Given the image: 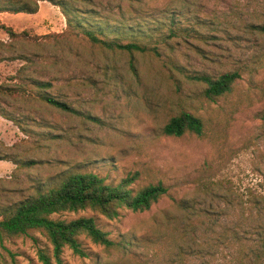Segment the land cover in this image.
Masks as SVG:
<instances>
[{
  "label": "rangeland",
  "instance_id": "1",
  "mask_svg": "<svg viewBox=\"0 0 264 264\" xmlns=\"http://www.w3.org/2000/svg\"><path fill=\"white\" fill-rule=\"evenodd\" d=\"M64 1L129 23L137 17L167 23L175 11L178 29L185 30L167 42L162 31L153 32L149 49L130 53L68 32L60 9L48 1L36 14L3 15L17 32L27 26L29 36L40 39L0 48V56L29 59L0 61V84L14 85L20 77L49 81L47 92L78 112L41 103L28 91L0 95V107L37 133L55 135L28 138L21 132L18 155L38 163L3 176L0 186L11 191L0 193V202L27 194L30 179L46 180L76 165L108 183L132 178L128 187L134 190L162 182L168 193L147 211L122 208L111 219L91 209L55 214L92 217L117 245L106 249L81 235L89 256L66 247L64 263L253 264L256 255V264H264L260 241L243 238L253 226L264 227V211L256 209V195H264V0ZM45 33L61 34L45 39ZM232 71L239 77L214 101L191 78ZM180 111L201 118L200 135L162 133ZM0 264L42 263L33 241L18 237L0 240Z\"/></svg>",
  "mask_w": 264,
  "mask_h": 264
},
{
  "label": "trees",
  "instance_id": "2",
  "mask_svg": "<svg viewBox=\"0 0 264 264\" xmlns=\"http://www.w3.org/2000/svg\"><path fill=\"white\" fill-rule=\"evenodd\" d=\"M39 1H48L57 6L63 14L66 22V30L85 37L92 44L110 50H123L127 52L149 49L147 38L153 32L162 31L160 36L167 42L177 36L180 21L175 17V11L169 12L167 23L160 18L137 17L133 23L102 18L94 9L81 11L64 0H3L0 3V12L10 13H35L38 10ZM88 1V0H80ZM177 15V13H176ZM115 22V24L111 23ZM0 28L8 36L6 42L0 41V48H12L20 41L32 42L39 40L40 35L31 37L27 31L15 32L11 27L0 23ZM264 33V25L259 27ZM61 33H46L42 38ZM29 61L27 57L21 55L0 56L2 60ZM19 72V71H18ZM12 78L13 82L18 80ZM239 77L235 71L222 73L216 77L206 74H194L191 78L204 84L203 95L210 101L216 100L226 92L230 91L234 81ZM27 81V82H26ZM51 87V82L30 78H19L14 85L0 84V95L16 97L21 91H28L33 94V99L61 109L66 112L77 113V109L68 105L65 101L59 100L54 95L47 92ZM0 115L12 121L19 130L28 138L33 135H41L45 139L55 138L50 133H37L27 126L21 119L15 117L2 107ZM25 120L35 122V119L27 116ZM203 131V122L197 115L180 111L171 116L162 127V133L167 136L180 137L186 133L200 135ZM48 134V135H47ZM24 142V140H21ZM21 143V142H20ZM15 143L12 147H5L0 143V159H7L15 164L12 174L20 168H30L38 162L35 159H22L18 154V146ZM11 150V151H9ZM80 165L71 166L56 176L46 180L41 178L30 179L28 193L21 194L16 200H3L0 202V240L14 239L18 237H29L36 245L38 259L42 264H65L62 259L64 248L71 249L73 254L85 258L89 256L88 251L83 247L79 237L85 235L94 244L104 248H113L117 245L109 237V234L97 226L92 217H78L71 220L54 217L61 212H77L79 210L91 209L107 218H114L122 208L133 212H143L151 208L160 198L168 193V188L162 183L148 184L137 190L128 187L132 178L124 179L118 184L108 183L105 177L94 172L83 171ZM3 178L0 177V181ZM5 186H0V193L10 192ZM256 209L264 211V195H256ZM36 233L43 236L48 245H42ZM245 231L244 240H259V245L264 251V227L260 224L253 226L252 231L247 234ZM237 240L240 239L235 235ZM249 238V239H248ZM124 248L125 245L121 244ZM255 260V263H254ZM253 264H256V255ZM94 264H102L95 261Z\"/></svg>",
  "mask_w": 264,
  "mask_h": 264
},
{
  "label": "crops",
  "instance_id": "3",
  "mask_svg": "<svg viewBox=\"0 0 264 264\" xmlns=\"http://www.w3.org/2000/svg\"><path fill=\"white\" fill-rule=\"evenodd\" d=\"M46 4V1H39L38 2V10L37 12L40 10V8ZM35 13H26V14H36ZM6 13H10V12H0V23L4 24L5 26L11 27L9 26V24H6L2 21V17L3 15H5ZM18 13H23V12H18ZM16 14V13H14ZM12 28V27H11ZM1 29V28H0ZM15 32L16 28H12ZM28 29L27 26H23V29H21L19 32ZM3 30V29H2ZM46 34V33H45ZM4 35L6 37H4ZM8 40V36L4 31L3 35H0V41L6 42ZM19 128L10 120L5 119L4 117H2L0 115V143H2L5 147H12L15 143H20L21 139L20 135H21V131H18ZM11 151V150H9ZM15 164L7 159H0V177L3 178V176H6L10 173L13 172V170L15 169Z\"/></svg>",
  "mask_w": 264,
  "mask_h": 264
}]
</instances>
